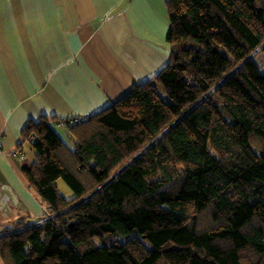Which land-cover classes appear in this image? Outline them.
Instances as JSON below:
<instances>
[{"label":"trees","instance_id":"obj_1","mask_svg":"<svg viewBox=\"0 0 264 264\" xmlns=\"http://www.w3.org/2000/svg\"><path fill=\"white\" fill-rule=\"evenodd\" d=\"M165 2L154 77L79 118L71 145L69 119L24 128L48 220L0 237L5 264H264V0Z\"/></svg>","mask_w":264,"mask_h":264},{"label":"crops","instance_id":"obj_2","mask_svg":"<svg viewBox=\"0 0 264 264\" xmlns=\"http://www.w3.org/2000/svg\"><path fill=\"white\" fill-rule=\"evenodd\" d=\"M169 27L165 0H0V237L47 217L21 174L28 122L123 99L166 65Z\"/></svg>","mask_w":264,"mask_h":264},{"label":"rangeland","instance_id":"obj_3","mask_svg":"<svg viewBox=\"0 0 264 264\" xmlns=\"http://www.w3.org/2000/svg\"><path fill=\"white\" fill-rule=\"evenodd\" d=\"M254 59H255L254 61H255L256 65H257L259 71L261 73H263L264 72L263 71V68H264V54L259 52V53L255 54ZM57 133L62 138V140H64L68 145H71V141L69 140V136H68L67 132H65L64 130H61V129L58 128L57 129ZM30 159H31V157L29 158V160ZM57 189L60 192V194L64 196V198L66 200H71V199L74 198L73 193L71 192L69 187L62 180H59L57 182Z\"/></svg>","mask_w":264,"mask_h":264},{"label":"built area","instance_id":"obj_4","mask_svg":"<svg viewBox=\"0 0 264 264\" xmlns=\"http://www.w3.org/2000/svg\"><path fill=\"white\" fill-rule=\"evenodd\" d=\"M78 122H79V119L78 118H74V119H70L68 122L60 123L59 126L63 127V128H66V129H69L72 125H74V124H76ZM47 220H45V221H47Z\"/></svg>","mask_w":264,"mask_h":264}]
</instances>
